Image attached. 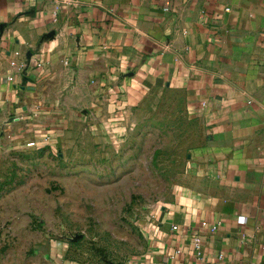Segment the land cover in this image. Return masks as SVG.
Masks as SVG:
<instances>
[{"label": "crops", "instance_id": "obj_1", "mask_svg": "<svg viewBox=\"0 0 264 264\" xmlns=\"http://www.w3.org/2000/svg\"><path fill=\"white\" fill-rule=\"evenodd\" d=\"M153 94L179 97L200 142L140 260L264 264V0H0V149L125 129Z\"/></svg>", "mask_w": 264, "mask_h": 264}, {"label": "rangeland", "instance_id": "obj_2", "mask_svg": "<svg viewBox=\"0 0 264 264\" xmlns=\"http://www.w3.org/2000/svg\"><path fill=\"white\" fill-rule=\"evenodd\" d=\"M178 96L153 94L103 130L0 149V264H125L190 177L199 145ZM129 122V123H128ZM128 123V124H127Z\"/></svg>", "mask_w": 264, "mask_h": 264}, {"label": "built area", "instance_id": "obj_3", "mask_svg": "<svg viewBox=\"0 0 264 264\" xmlns=\"http://www.w3.org/2000/svg\"><path fill=\"white\" fill-rule=\"evenodd\" d=\"M7 80L9 82H14V77L13 76H9V77H7ZM49 141H50V137H46V138L43 139V143H45V145H47ZM27 148H29V149H39L40 146H39V144L36 141H32V142L27 143ZM178 229H179L178 226H174L173 227V230H175V231H177ZM217 229H218L217 226H212L210 228V233L214 234ZM202 243H203V240H202L201 235L194 236V238H193V248H194V252H195L196 258L198 260H203V257H204ZM223 257L224 256L220 255L219 259L221 260V259H223ZM109 264H111V263H109ZM125 264H145V263L142 262L141 260H129V261L125 262ZM242 264H248V263H242Z\"/></svg>", "mask_w": 264, "mask_h": 264}]
</instances>
